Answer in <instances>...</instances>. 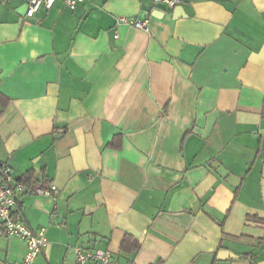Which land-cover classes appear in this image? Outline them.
Segmentation results:
<instances>
[{"label": "crops", "instance_id": "obj_1", "mask_svg": "<svg viewBox=\"0 0 264 264\" xmlns=\"http://www.w3.org/2000/svg\"><path fill=\"white\" fill-rule=\"evenodd\" d=\"M180 1L57 0L26 19L27 0H0V169L54 187L16 207L45 233L34 264L76 247L264 264V0ZM26 251L0 224V264Z\"/></svg>", "mask_w": 264, "mask_h": 264}, {"label": "built area", "instance_id": "obj_2", "mask_svg": "<svg viewBox=\"0 0 264 264\" xmlns=\"http://www.w3.org/2000/svg\"><path fill=\"white\" fill-rule=\"evenodd\" d=\"M85 0H64L66 6L75 11ZM57 0H27L26 19L33 17L42 8L50 10ZM155 5H164L168 10L175 9L180 0H153ZM118 23L132 25L144 31L148 30V21L134 20L128 17L118 18ZM116 37H118L116 35ZM25 186L13 177L12 169L3 166L0 169V224L2 233L8 237H16L25 241L27 251L21 264H34L38 255L47 244L44 231L38 233L31 230L19 214L16 207L19 197L25 192ZM53 186L48 189L34 188L36 194H50ZM74 264H118V258L108 250H86L81 247L75 248Z\"/></svg>", "mask_w": 264, "mask_h": 264}, {"label": "trees", "instance_id": "obj_3", "mask_svg": "<svg viewBox=\"0 0 264 264\" xmlns=\"http://www.w3.org/2000/svg\"><path fill=\"white\" fill-rule=\"evenodd\" d=\"M1 97V96H0ZM7 101V99H4ZM34 173L32 172H29V173H26L24 174V176H22L18 181L19 182H22L25 186V192H33V182L35 181L34 179ZM39 179H37L36 181H38ZM52 193V191H50V194ZM19 211L16 209V214H19L18 213ZM139 248V245L134 241V238L132 236H125L124 240H123V243H122V252L124 253H128V254H131L133 252H136ZM249 255H245V257H247Z\"/></svg>", "mask_w": 264, "mask_h": 264}, {"label": "water", "instance_id": "obj_4", "mask_svg": "<svg viewBox=\"0 0 264 264\" xmlns=\"http://www.w3.org/2000/svg\"><path fill=\"white\" fill-rule=\"evenodd\" d=\"M180 9H181L180 7H176V8H175V13L179 12ZM156 12H158V11H156ZM179 16H182V15L180 14ZM222 253L227 254L226 251H224V252H222Z\"/></svg>", "mask_w": 264, "mask_h": 264}]
</instances>
